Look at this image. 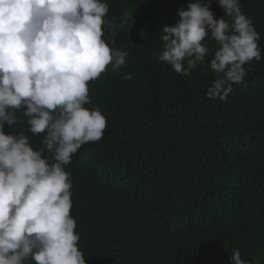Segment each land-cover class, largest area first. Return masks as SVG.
I'll list each match as a JSON object with an SVG mask.
<instances>
[{"label":"trees","instance_id":"1","mask_svg":"<svg viewBox=\"0 0 264 264\" xmlns=\"http://www.w3.org/2000/svg\"><path fill=\"white\" fill-rule=\"evenodd\" d=\"M106 2L117 27L103 38L128 56L90 82L86 107H99L108 125L66 166L86 264H232L236 249L264 264V0H240L260 34L261 60L245 65L223 102L205 94L216 76L214 41L188 75L158 59L161 31L191 0ZM211 11L224 16L217 0ZM17 118L13 131L46 150L22 112Z\"/></svg>","mask_w":264,"mask_h":264},{"label":"clouds","instance_id":"2","mask_svg":"<svg viewBox=\"0 0 264 264\" xmlns=\"http://www.w3.org/2000/svg\"><path fill=\"white\" fill-rule=\"evenodd\" d=\"M217 3L219 19L211 0L178 8L179 18L161 31L158 59L188 75L205 63L207 42L214 41L216 76L205 94L223 102L247 76L245 65L261 60V37L240 0ZM109 10L106 0H0V264H86L66 166L83 145L101 140L108 125L99 107H86L90 82L121 69L128 56L103 38L107 30L116 34ZM18 112L46 150L13 131ZM230 259L249 264L238 249Z\"/></svg>","mask_w":264,"mask_h":264}]
</instances>
